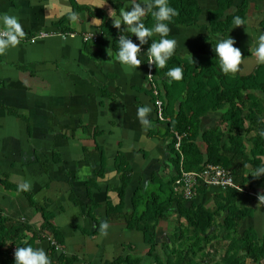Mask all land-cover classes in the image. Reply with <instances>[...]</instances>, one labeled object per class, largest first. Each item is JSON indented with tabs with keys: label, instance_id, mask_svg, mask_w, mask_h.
Wrapping results in <instances>:
<instances>
[{
	"label": "crops",
	"instance_id": "0c3cea01",
	"mask_svg": "<svg viewBox=\"0 0 264 264\" xmlns=\"http://www.w3.org/2000/svg\"><path fill=\"white\" fill-rule=\"evenodd\" d=\"M198 2L200 18L189 26H169L168 36L177 41L175 55L216 57L205 37L207 12L217 8V0ZM76 4L89 11L80 12L70 23L73 36L63 34L58 22ZM118 5L125 6V0H0V12L19 16L25 32L19 45L0 54V178L7 175L17 186L26 179L32 183L29 197L0 184V210L6 217L38 229L42 215L29 198L47 206L53 225L64 238L57 253L75 258L73 264H108L127 256H143L147 251L143 234L128 229L125 219L107 220L108 205L114 207L122 201V218H128L135 210L136 193L165 196L160 183L166 184L176 175L166 125L151 96L152 66L147 54L141 50V65L126 71L114 58L112 39L100 34V20L90 15L100 11L111 18L109 10ZM262 20L264 0H248L245 25L233 26L228 32L241 53L248 55L236 73L247 67L251 70L245 74L250 73L257 65L249 49L252 39L263 31ZM43 31L56 34L30 43ZM84 33L97 35V41H83ZM141 105L152 108L149 126H143L137 117ZM219 118L220 113L210 114L203 119V127L217 125ZM119 153L132 169L122 198L115 168ZM102 167L105 170L99 176ZM90 178L95 186L88 194L86 181ZM247 188L237 204L251 209L252 215L243 221L241 232L250 230L261 240L264 200L259 195L264 194V175L251 176ZM219 192L208 188L196 194L195 202L212 207ZM105 221L108 228L102 233L99 228ZM178 222V216L169 213L158 226L157 242L168 244L166 236ZM161 223H168V228H160ZM35 247L49 254L47 240L37 241Z\"/></svg>",
	"mask_w": 264,
	"mask_h": 264
},
{
	"label": "trees",
	"instance_id": "16d2710c",
	"mask_svg": "<svg viewBox=\"0 0 264 264\" xmlns=\"http://www.w3.org/2000/svg\"><path fill=\"white\" fill-rule=\"evenodd\" d=\"M238 1L217 0V8L207 12L208 34L205 38L211 46L215 47L218 37L227 36L234 26L235 16L246 20L248 0ZM169 3L178 10V15L167 22L169 26H189L202 15L198 0H169ZM116 10L119 12V5ZM82 11L89 9L73 5L72 11L58 22L60 32L71 33V13L78 15ZM90 15L100 20V34L112 39L115 51L121 34L131 36L139 43L130 31L122 30L123 25L121 30L114 27L112 19L104 13L95 11ZM145 24L148 27L154 25L150 13ZM260 28L264 31V20ZM158 39L159 36L153 35L141 50L146 52L151 41ZM247 56L242 53V57ZM192 59L174 54L165 67L152 65L151 96L153 100L161 101L160 118L171 141L176 175L170 182L160 183L159 190L166 191L165 196L155 192L136 193L132 202L135 210L128 218H122V201L114 207L107 204L112 210L107 214V220L125 219L128 229L143 234L147 246L143 256H127L108 264H264V237L259 240L250 230L241 232L242 223L252 215V210L240 208L237 204L238 199L248 193L251 170L264 163V137L259 135V130L264 129V65L257 64L247 74L233 75L224 74L214 56L194 55ZM175 66H182L183 77L170 81L166 73ZM213 113H220L217 125L204 128L203 119ZM176 134L182 135L180 153L185 171H201L206 165L223 167L243 191L230 187H198L196 194L208 188L220 191L215 195L212 207L196 204V194L192 199H185L175 183L180 170V155L175 150ZM115 168L119 176L117 191L122 198L129 186L132 169L121 153L117 155ZM103 169L99 170V176L104 173ZM0 184L16 194L27 197L31 194L19 190L7 175H1ZM94 186L93 179L86 181L88 194ZM29 200L42 215V225L38 229L6 217L0 210V264H14L16 246L31 244L35 247L37 241L46 237L54 240L59 248L64 243L47 206ZM91 204L94 208L93 201ZM171 212L178 216V225L166 236L169 245L158 243V226ZM57 251L53 246L48 249L52 264H73L76 260L67 259Z\"/></svg>",
	"mask_w": 264,
	"mask_h": 264
},
{
	"label": "clouds",
	"instance_id": "9594fccd",
	"mask_svg": "<svg viewBox=\"0 0 264 264\" xmlns=\"http://www.w3.org/2000/svg\"><path fill=\"white\" fill-rule=\"evenodd\" d=\"M149 13L154 19L152 27L145 24V19ZM109 15L114 27L121 30L123 25L122 30L130 31L139 41L136 43L131 39V36L119 35L114 58L126 71L137 70V67L141 65L142 59L139 55L141 46L148 44L149 38L153 37L154 34H159V39L152 40L147 48L145 52L147 63L149 66L165 67L174 55L177 45L175 38L168 36L171 29L167 22L178 15V10L170 5L169 0H125V6L120 8L119 14L116 10L110 9ZM71 19H78L77 13L72 12ZM233 23L234 26L245 25V20L241 16H235ZM24 36L25 32L19 16L10 12H0V54H4L10 48L19 45ZM235 43V39L229 33L226 37L216 39L214 52L219 68L224 74L236 73L242 63V58H245L242 57L241 50L235 46ZM249 50L251 58H254L257 64L264 65V31L252 39ZM107 51L110 56L111 47ZM190 59L193 60L191 54ZM166 75L170 81H178L183 77V68L182 66L171 67ZM151 111L150 105L138 107L137 117L143 126L150 125L148 114ZM259 135L264 137V129L259 130ZM250 175L254 178H260L261 175H264V163L252 169ZM18 187L21 191H28L31 189L32 183L26 179ZM259 200H264V194L259 195ZM107 228V221L100 225L102 233H105ZM14 264H52V262L43 248L28 244L16 246Z\"/></svg>",
	"mask_w": 264,
	"mask_h": 264
},
{
	"label": "built area",
	"instance_id": "2783aa9c",
	"mask_svg": "<svg viewBox=\"0 0 264 264\" xmlns=\"http://www.w3.org/2000/svg\"><path fill=\"white\" fill-rule=\"evenodd\" d=\"M55 32H39L33 36L29 41L30 43H35L39 39H45L52 35H55ZM59 34V33H57ZM72 34V33H71ZM73 36V34L71 35ZM83 41L85 42H96L97 35L91 33H84L81 35ZM22 40V39H21ZM155 106L159 109V115H161V101L156 100ZM175 150L179 153V176L175 180L176 185L180 187V190L185 199H192L196 194V190L201 186L208 187H217L220 189H226L228 187L236 189L238 191H243L238 185L235 184L233 177L229 171L220 166L215 165H206L201 171H185L183 169V155L180 153V145L182 140V135L176 134L175 138ZM249 194L255 195L250 192ZM45 240L49 243L50 246L55 247V250H59V245L52 240L50 237H46Z\"/></svg>",
	"mask_w": 264,
	"mask_h": 264
},
{
	"label": "rangeland",
	"instance_id": "374dc122",
	"mask_svg": "<svg viewBox=\"0 0 264 264\" xmlns=\"http://www.w3.org/2000/svg\"><path fill=\"white\" fill-rule=\"evenodd\" d=\"M201 49H203V48H201ZM250 70H251V68L247 67L245 70H243L239 73H236V74H245L246 72H249ZM168 225H169L168 223H161L160 228H164V227L168 228Z\"/></svg>",
	"mask_w": 264,
	"mask_h": 264
},
{
	"label": "water",
	"instance_id": "95a60500",
	"mask_svg": "<svg viewBox=\"0 0 264 264\" xmlns=\"http://www.w3.org/2000/svg\"><path fill=\"white\" fill-rule=\"evenodd\" d=\"M212 230V229H211Z\"/></svg>",
	"mask_w": 264,
	"mask_h": 264
}]
</instances>
